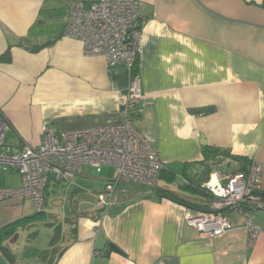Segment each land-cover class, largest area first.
<instances>
[{"label":"crops","instance_id":"obj_1","mask_svg":"<svg viewBox=\"0 0 264 264\" xmlns=\"http://www.w3.org/2000/svg\"><path fill=\"white\" fill-rule=\"evenodd\" d=\"M93 1L0 0V109L11 124L8 145L41 144L44 126L70 131L124 120L130 68L86 55L81 41L64 35L65 13L78 2ZM139 2L136 66L144 111L135 127L165 165L157 188L190 196L183 174L201 183L216 162L223 174L246 170L225 156L207 167L204 148L213 146L262 164L264 201V0ZM113 175V167L98 172L83 165L72 180L50 178L44 204L64 194L70 205L46 211L63 223L53 264H264V232L251 244L240 215L232 214L234 229L208 236L187 223L195 209L159 197L156 188L119 184L102 219L95 205L74 208L76 195L96 196ZM191 199L210 208V195ZM5 203L0 208L14 204ZM251 216L264 229V208ZM20 218L0 214V229ZM39 223L33 237L27 226L2 239L15 260L0 248V264H48L40 253L55 229Z\"/></svg>","mask_w":264,"mask_h":264},{"label":"built area","instance_id":"obj_2","mask_svg":"<svg viewBox=\"0 0 264 264\" xmlns=\"http://www.w3.org/2000/svg\"><path fill=\"white\" fill-rule=\"evenodd\" d=\"M63 19L64 35L81 41L84 54L104 56L110 65L126 64L130 68V85L122 106L124 120L70 131L44 126L41 144L17 147L5 142L11 124L0 109V169L21 176L20 186L0 187V204L29 199L40 210L52 176L68 181L83 165L98 172L109 166L114 168V175L94 202L102 219L115 203L116 189L121 182L157 188L165 169L158 149L135 127V120L144 111L141 81L132 72L142 37L140 2L94 0L89 5L78 2ZM250 160L246 170L223 174L216 169L202 183V188L211 195L210 208L189 213L190 226L202 234L217 236L234 229L236 222L232 214L236 213L243 218L250 243L254 244L264 232L251 216L252 210L264 208L259 195L263 167L255 158Z\"/></svg>","mask_w":264,"mask_h":264},{"label":"trees","instance_id":"obj_3","mask_svg":"<svg viewBox=\"0 0 264 264\" xmlns=\"http://www.w3.org/2000/svg\"><path fill=\"white\" fill-rule=\"evenodd\" d=\"M132 72L133 74H137L136 61H135L134 66L132 67ZM204 153H205V160L207 163V167H209V164H208L209 161H211V159L216 158L217 156H225V157L231 158L233 161H237L241 165V167L244 169L247 168V166L249 165L251 161L250 160L251 158H248L246 156L235 155V154H232L228 150H222L221 148H217L213 146H205ZM209 168H208V174H210ZM163 172H162V177H163ZM182 178H184L185 180V182L183 181L184 190L190 196H183L182 194H179L177 192L164 189V188H156L155 190L156 194L161 198H167L175 202L184 204L190 208L195 209L196 211L207 210L209 208L207 204L196 203L194 202L193 199H191V196L202 198V197H207L208 195H210L207 191H205V189L202 188V183L205 182L208 178L201 183L195 181L191 177H188L186 174H183ZM259 195L263 201V196L261 192ZM257 209H260V208H257ZM39 222H45L47 225L52 226L55 229V234L51 240L50 246L40 253L41 261L47 262L48 264H53L54 254H58L59 252V250L56 248L55 245L57 244L60 236L62 235L63 223L60 222V220H58V218H56L55 215L49 214L48 212L44 210H38L36 213L32 215L24 216L20 219H17L14 222L0 229V248H1L2 253L6 257H9V259L15 260L14 259L15 255L13 254V252L7 247L2 246L1 244L2 239L16 235L19 228L21 227L34 226ZM72 234H74V238H75L76 237L75 232H73ZM35 235H37V232L32 231L31 236L33 237Z\"/></svg>","mask_w":264,"mask_h":264},{"label":"rangeland","instance_id":"obj_4","mask_svg":"<svg viewBox=\"0 0 264 264\" xmlns=\"http://www.w3.org/2000/svg\"><path fill=\"white\" fill-rule=\"evenodd\" d=\"M218 164L220 165L221 163L216 162V163L212 164V168H211L212 171L210 172L209 176L217 169V168H215V166H217ZM228 171L232 172L233 168H229ZM70 180H72V179H70ZM20 183H21V176L18 173H13L12 171H9V170L7 171L4 169H0V187H14V186L17 187L18 185H20ZM126 183H128V182H121L120 184H121V186L127 185V187H131L130 184H126ZM136 185H134V187L140 188L138 185L137 186ZM64 196H65L64 194H61V195L53 194L49 198V203L47 205L44 204L42 209H40V210L53 212V211H50V207H58V210H59V208H62L63 206H64L63 207L64 209H67L70 205L69 206H68V204L66 205V201L64 199ZM8 202H13L14 204L10 205L9 207H1L0 208V214H1V216H3L4 219L14 220L20 216H22V217L23 216H29V215H32L38 211V209L36 208L34 203L29 199H24V200L15 199V200L8 201ZM58 203H61V204L57 205ZM4 204H6V203H4ZM61 205H63V206H61ZM45 207H47V208H45ZM94 212H98V214L100 213V211L97 209ZM40 229H41V226H40V223H38V224L31 227L30 232L36 231L38 233L40 231ZM44 232L45 231H42L41 236H44V234H45Z\"/></svg>","mask_w":264,"mask_h":264},{"label":"water","instance_id":"obj_5","mask_svg":"<svg viewBox=\"0 0 264 264\" xmlns=\"http://www.w3.org/2000/svg\"><path fill=\"white\" fill-rule=\"evenodd\" d=\"M206 109H199L197 111L201 112V111H205ZM94 202H95V195L87 192L79 193L72 200V203L76 210L78 209L85 210L91 208L94 205ZM112 248L114 250L119 251V249L114 245H112Z\"/></svg>","mask_w":264,"mask_h":264}]
</instances>
